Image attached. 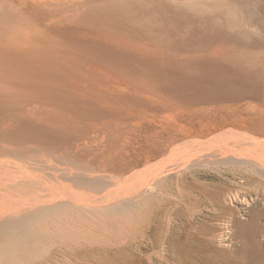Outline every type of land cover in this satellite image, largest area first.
I'll return each mask as SVG.
<instances>
[{"label": "rangeland", "instance_id": "374dc122", "mask_svg": "<svg viewBox=\"0 0 264 264\" xmlns=\"http://www.w3.org/2000/svg\"><path fill=\"white\" fill-rule=\"evenodd\" d=\"M45 7L50 9L41 22L48 24L62 57L23 65L20 85L30 94L0 101V150L25 149L26 155L59 166L60 156L85 164L103 159L108 167L102 173L114 172L119 187L130 185L131 173L139 169L151 193L136 213L128 241L109 234L112 243L58 246L38 264H255L264 259L252 253L254 246L264 247V213L258 233L251 222L253 210L264 212V174L250 163L212 159L194 164L190 158L211 139L228 140L226 129L227 135L212 138L203 132L178 137L150 164L131 167L110 156V146L100 153L82 140L97 122L96 130L112 136L113 121L133 122L142 113L189 116L186 110L196 101L207 106L206 99L223 91L226 73L243 66V53L253 50L249 37L261 39L264 51V0H47ZM252 27L257 29L253 34ZM214 49L217 55L211 54ZM149 91L172 106L151 102L145 97ZM34 104L40 110L32 116L25 108ZM32 145L33 152L27 150ZM130 149L134 154L136 148ZM161 172L154 186L153 176Z\"/></svg>", "mask_w": 264, "mask_h": 264}, {"label": "bare ground", "instance_id": "6f19581e", "mask_svg": "<svg viewBox=\"0 0 264 264\" xmlns=\"http://www.w3.org/2000/svg\"><path fill=\"white\" fill-rule=\"evenodd\" d=\"M46 4L47 0H0V101L22 100L30 94V91H25L20 85L25 63L46 65L51 61L55 62V56H61L55 52L57 43L49 37L48 24L41 22L42 18H47L46 8L50 9L45 7ZM249 30L251 34L257 31L253 27ZM261 42V39L248 38V46L253 50L243 53V66H235V69L226 73L220 87L223 91L214 99H206L207 106H199L200 102L196 101L191 108L185 109L189 116L142 113L133 122H123L124 118L123 121L114 122L113 119L115 126L112 127L114 131L111 129L112 136L108 135L110 132L107 134L98 128L96 130L99 124L97 122L96 127L93 125L95 128L90 127L94 128L91 133H84L83 143L100 153H105L110 146L108 154L117 156L118 161L130 166L142 162L151 163L152 159L175 143L178 137L190 139L203 132L212 138V134L221 135L219 133L226 129L229 133L228 140L226 136V141L209 140L206 147H199L200 150L191 154L190 158L194 157L193 163H204L212 159L250 163L254 165V171L264 174V51L259 49ZM211 54L217 55V50H212ZM115 87L134 91L131 86ZM145 97L162 108L172 106L168 101L155 98L152 92ZM39 110L38 104L25 108L26 113L32 116ZM199 111L204 115L198 114ZM192 112L195 113L191 114ZM167 119H173V122L169 121L168 124ZM224 134L222 132V136ZM134 135L140 138L137 144L132 142ZM130 146L136 148L134 154ZM32 147L33 145L27 150L33 152ZM2 148L0 264H38L48 261L53 249L58 246L99 245L113 239L109 234H114L116 241L129 240L136 213L143 208L142 201L151 193V189L147 187L150 182L144 184V180L139 178V169L131 168L135 171L130 175L132 182L128 179L130 185L126 183L124 187H119L121 184L116 187L114 185L117 180L114 182L115 175H112L114 172L102 173L108 167L103 159L97 158L99 162L85 164L60 156L57 161L62 166H59L51 163L50 158L48 161L26 155L25 149L19 151L8 150L5 146ZM11 152H17V155L11 157ZM46 156L48 159V155ZM161 174L153 176V179L156 178L154 186L162 180ZM263 213L255 209L251 215V222L257 233L260 230L259 216ZM256 236L255 234L254 239L257 243ZM255 247L257 246L253 248ZM253 248V256H256V252L258 255L264 254V247L261 245L259 251ZM259 259L255 264H264V259Z\"/></svg>", "mask_w": 264, "mask_h": 264}]
</instances>
